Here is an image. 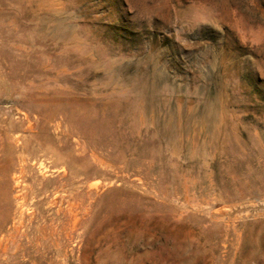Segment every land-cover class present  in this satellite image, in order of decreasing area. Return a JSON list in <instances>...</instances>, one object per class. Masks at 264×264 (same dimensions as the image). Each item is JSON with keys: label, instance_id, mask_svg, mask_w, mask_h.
<instances>
[{"label": "rangeland", "instance_id": "rangeland-1", "mask_svg": "<svg viewBox=\"0 0 264 264\" xmlns=\"http://www.w3.org/2000/svg\"><path fill=\"white\" fill-rule=\"evenodd\" d=\"M0 264H264V0H0Z\"/></svg>", "mask_w": 264, "mask_h": 264}]
</instances>
